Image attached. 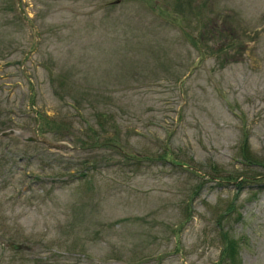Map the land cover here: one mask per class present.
Listing matches in <instances>:
<instances>
[{
	"label": "rangeland",
	"instance_id": "374dc122",
	"mask_svg": "<svg viewBox=\"0 0 264 264\" xmlns=\"http://www.w3.org/2000/svg\"><path fill=\"white\" fill-rule=\"evenodd\" d=\"M0 264H264V0H0Z\"/></svg>",
	"mask_w": 264,
	"mask_h": 264
},
{
	"label": "trees",
	"instance_id": "16d2710c",
	"mask_svg": "<svg viewBox=\"0 0 264 264\" xmlns=\"http://www.w3.org/2000/svg\"><path fill=\"white\" fill-rule=\"evenodd\" d=\"M245 144L247 145L244 149H243V153H244V157H250V156H252L251 155V152H250V150H249V148H248V141H247V138L245 139ZM246 160V159H245ZM251 162H248V160H247V162H248V165H250V166H252V165H258L259 163H261L260 161H253V160H250ZM242 177H245L246 178V176H243V175H241V176H238V177H236V178H234V181H235V183L237 182L238 184H240L239 183V179L241 178L242 179ZM243 180V179H242ZM237 242L235 241V240H228V235L227 236H225L224 237V248H223V252H225V253H227V255L229 254L227 251H234L235 252V250H236V247H237V244H236Z\"/></svg>",
	"mask_w": 264,
	"mask_h": 264
},
{
	"label": "water",
	"instance_id": "95a60500",
	"mask_svg": "<svg viewBox=\"0 0 264 264\" xmlns=\"http://www.w3.org/2000/svg\"><path fill=\"white\" fill-rule=\"evenodd\" d=\"M10 132H13V131H10ZM5 133L2 134V136H4ZM10 246L14 249H20L21 248V245H18V244H15V243H11Z\"/></svg>",
	"mask_w": 264,
	"mask_h": 264
}]
</instances>
